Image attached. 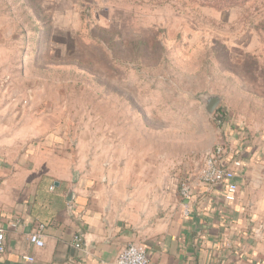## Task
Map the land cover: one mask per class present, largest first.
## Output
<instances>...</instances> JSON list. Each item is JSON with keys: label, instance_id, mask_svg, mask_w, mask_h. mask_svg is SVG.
Returning <instances> with one entry per match:
<instances>
[{"label": "rangeland", "instance_id": "obj_1", "mask_svg": "<svg viewBox=\"0 0 264 264\" xmlns=\"http://www.w3.org/2000/svg\"><path fill=\"white\" fill-rule=\"evenodd\" d=\"M1 92L16 133L109 150L134 190L198 177L217 142L264 133V0H0Z\"/></svg>", "mask_w": 264, "mask_h": 264}, {"label": "crops", "instance_id": "obj_2", "mask_svg": "<svg viewBox=\"0 0 264 264\" xmlns=\"http://www.w3.org/2000/svg\"><path fill=\"white\" fill-rule=\"evenodd\" d=\"M6 92L0 93V264H115L129 243L145 249L148 264H264V133L230 134L216 143L224 146L223 166L241 164L232 202L223 185L200 182L198 169L185 165L178 175L139 174L146 187L138 191L125 163L102 160L109 150L89 145L79 152L74 139L58 132L16 133ZM182 184L190 189L187 200ZM40 224L45 246L37 249L29 234Z\"/></svg>", "mask_w": 264, "mask_h": 264}, {"label": "built area", "instance_id": "obj_3", "mask_svg": "<svg viewBox=\"0 0 264 264\" xmlns=\"http://www.w3.org/2000/svg\"><path fill=\"white\" fill-rule=\"evenodd\" d=\"M225 154L223 145H216L214 149L208 152L198 171L199 181L207 185H223L225 190V200L232 202L238 191V185L235 181V172L241 167L239 161H233L230 167L223 166V155ZM180 193L184 200L189 199L190 189L187 185L182 184ZM44 226L37 225L29 234V242L37 249L45 246L43 241ZM76 240V247H79V240ZM5 251L4 229L0 227V254ZM26 262H33L32 257H23ZM148 256L145 249L137 244H127L117 255L115 264H148Z\"/></svg>", "mask_w": 264, "mask_h": 264}, {"label": "water", "instance_id": "obj_4", "mask_svg": "<svg viewBox=\"0 0 264 264\" xmlns=\"http://www.w3.org/2000/svg\"><path fill=\"white\" fill-rule=\"evenodd\" d=\"M207 102H208L207 112L210 113V112H212L214 110V108L218 104L219 98H217V97H211V98L208 99Z\"/></svg>", "mask_w": 264, "mask_h": 264}]
</instances>
